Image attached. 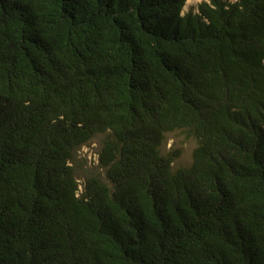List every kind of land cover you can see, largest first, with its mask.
Masks as SVG:
<instances>
[{
  "label": "trees",
  "instance_id": "1",
  "mask_svg": "<svg viewBox=\"0 0 264 264\" xmlns=\"http://www.w3.org/2000/svg\"><path fill=\"white\" fill-rule=\"evenodd\" d=\"M185 1L0 0V264H264V0Z\"/></svg>",
  "mask_w": 264,
  "mask_h": 264
},
{
  "label": "rangeland",
  "instance_id": "2",
  "mask_svg": "<svg viewBox=\"0 0 264 264\" xmlns=\"http://www.w3.org/2000/svg\"><path fill=\"white\" fill-rule=\"evenodd\" d=\"M202 0H186L183 10L196 9L198 2ZM104 134H97L86 144L79 147L75 160V168L79 177H84L91 173L102 172L97 166V151ZM197 141L187 129H175L165 134L161 144L162 152H174L177 156L172 162L173 167L186 166L191 162L192 152Z\"/></svg>",
  "mask_w": 264,
  "mask_h": 264
}]
</instances>
